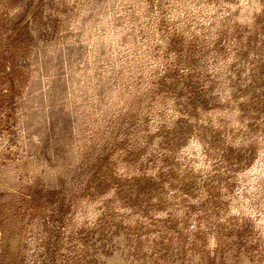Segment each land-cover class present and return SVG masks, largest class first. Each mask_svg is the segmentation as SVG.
<instances>
[{"label":"rangeland","instance_id":"374dc122","mask_svg":"<svg viewBox=\"0 0 264 264\" xmlns=\"http://www.w3.org/2000/svg\"><path fill=\"white\" fill-rule=\"evenodd\" d=\"M0 264H264V0H0Z\"/></svg>","mask_w":264,"mask_h":264}]
</instances>
